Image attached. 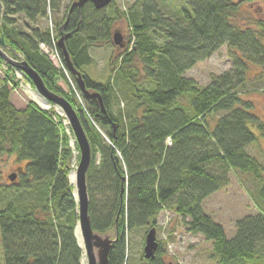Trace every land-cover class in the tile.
Returning <instances> with one entry per match:
<instances>
[{
  "label": "trees",
  "instance_id": "16d2710c",
  "mask_svg": "<svg viewBox=\"0 0 264 264\" xmlns=\"http://www.w3.org/2000/svg\"><path fill=\"white\" fill-rule=\"evenodd\" d=\"M174 3L165 8L163 2L167 16L156 0H137L130 14L113 3L110 13L87 4L61 14L59 0H0V39L5 53L15 61L20 55L50 91L78 112L92 150L87 184L93 229L116 235L109 264H125L127 235L155 228L164 210L181 217L191 234L211 242L221 264H254L264 258V163L248 147L264 137L263 113L252 97L261 95L264 108V20L240 24L237 0ZM16 16L30 22L29 31L16 27ZM121 17L129 21L133 40L124 49L113 43ZM47 19L53 29L39 26ZM61 37L87 89L101 94L107 113L96 99L82 98L81 106L59 85L67 79L65 70L75 81L57 47ZM41 45L56 47L65 70ZM104 46L117 51L110 63L112 80L100 84L83 68L92 63L90 48ZM223 46L231 71L213 76L206 87L185 76ZM0 68V155L15 157L23 167L21 192L0 211V264H82L70 181L74 135L54 110L34 102L16 108L10 88L18 86L16 69L1 57ZM119 99L128 103L126 112L113 109ZM235 172L256 182L258 213L237 222L235 236L228 238L203 203L226 189ZM164 254L159 244L155 259L145 264H167Z\"/></svg>",
  "mask_w": 264,
  "mask_h": 264
},
{
  "label": "rangeland",
  "instance_id": "374dc122",
  "mask_svg": "<svg viewBox=\"0 0 264 264\" xmlns=\"http://www.w3.org/2000/svg\"><path fill=\"white\" fill-rule=\"evenodd\" d=\"M76 0H59L61 7V14H64L66 10ZM137 0H114L113 4L123 13L130 14L131 10L135 6ZM159 6L162 8V12L168 16L169 11L165 8L174 6V2L180 0H156ZM166 4L164 8V4ZM241 3V14L238 17V22L243 25H248V19H260L264 20V0H237ZM108 13L112 12V8H107ZM18 21L16 27L29 31L30 25L24 16H16ZM40 27H49L53 29L51 20H42L39 22ZM126 41V47L129 48L133 44V40L130 38V27L127 18L121 17L118 19L117 27ZM126 48V49H127ZM42 51L45 53L43 48ZM125 49V50H126ZM8 54V50H5ZM117 48L112 46L104 47H91L90 55L92 57V63L83 68V71L90 76L96 82L100 84H106L111 81L110 75V63L111 59L115 57ZM51 59L54 64L63 68L61 61L55 58L56 52H50ZM118 54V53H117ZM10 55V54H9ZM13 57L12 55H10ZM14 58V57H13ZM19 61L22 58L18 57ZM232 70V60L229 57L227 46H223L210 58L201 61L195 65L194 68L187 71L185 76L187 78L195 80L199 86L206 87L211 83L213 76H219ZM4 69L0 68V77L4 78ZM67 79L61 81L59 85L67 93H72L77 103L81 106L84 105V100L80 99V92L78 87L71 78V75L65 71ZM15 81L18 83L16 88H11V102L18 109H24L29 103H36L43 110H54L57 114L64 117L57 107L47 103L36 91L34 85L29 79L20 71L15 70ZM261 84H249V86L257 87ZM252 97L258 99L257 110L259 113H263L264 108L262 105V96L254 93ZM262 102V103H261ZM113 109L122 110L126 112L128 103L125 99H119L118 103L114 102ZM65 119V117H64ZM64 126L71 131V128L65 119ZM72 132V131H71ZM76 142L74 136L72 137L71 146L74 150L73 159V171L79 164V150L76 149ZM248 152L255 156L261 163H264V137L258 139V141L248 147ZM99 158V157H98ZM21 163H19L15 157L0 155V211L4 209L12 200L16 194L21 192L18 185V172H21ZM71 172V173H72ZM17 174L16 180L12 183L9 180V176ZM74 173L71 174L70 180L73 181ZM256 182L248 175L233 173L231 175L230 185L217 193H214L208 197L204 203L203 208L205 213L210 215L215 222L221 224L226 232L228 238L235 236L237 222L248 216H255L258 213V209L253 201V195H256ZM8 191H5V190ZM20 190V191H19ZM9 195V196H8ZM157 229V241L164 248L165 254L163 258L167 264H221L217 258L213 256V245L203 235H194L188 231L187 226L184 224L181 217L177 216L169 210H164L159 218ZM150 229H139L132 231L126 237L127 243V258L125 264H145L147 261L144 259V246L146 234ZM112 237L115 232L112 230L109 232ZM80 238L79 234L77 233ZM260 253L264 257V246H260ZM84 258V257H83ZM85 264H87L86 257L84 258ZM146 261V262H145ZM264 264V258H260L254 264Z\"/></svg>",
  "mask_w": 264,
  "mask_h": 264
},
{
  "label": "water",
  "instance_id": "95a60500",
  "mask_svg": "<svg viewBox=\"0 0 264 264\" xmlns=\"http://www.w3.org/2000/svg\"><path fill=\"white\" fill-rule=\"evenodd\" d=\"M113 1L114 0H76L72 3L70 12H72L74 8L81 9L87 4H92L97 10H103L109 7ZM67 37H70V35H67ZM64 40L65 37H61L57 43V47L61 49L66 68L68 72L75 77L76 85L83 98L87 101L96 99L101 106L102 112L107 113L101 94L87 89L81 72L75 68L71 61L70 55L65 47ZM113 43L119 49H124L126 47L124 36L119 30L114 32ZM0 47H2V49L0 48V57L7 64L24 74L34 85L38 94L47 103L60 109L62 115L67 120L79 149V164L76 167V170L72 172L74 173L73 181L70 180L71 184L74 186V197L78 205L79 221L76 228V235L78 233L80 238L77 235V239L84 253V257L87 259V264H109V255L112 245L116 241V235L112 237L109 233L101 234L93 229L89 210L90 200L87 184V175L92 163V150L77 110L65 97L50 91L45 86L41 77L31 67H29L25 61H15L7 53H5L3 50L5 47L3 39H0ZM16 178L17 174L9 176V180L11 182L15 181ZM124 192L125 189H122V203ZM158 248L159 243L157 241V230L156 228H152L148 231L145 238L144 259L146 261L154 260Z\"/></svg>",
  "mask_w": 264,
  "mask_h": 264
},
{
  "label": "built area",
  "instance_id": "2783aa9c",
  "mask_svg": "<svg viewBox=\"0 0 264 264\" xmlns=\"http://www.w3.org/2000/svg\"><path fill=\"white\" fill-rule=\"evenodd\" d=\"M41 47H42L43 49L45 48L46 50H48V51H46V53H48L50 56H51V54L49 53V51H50V52L55 51V52H56L55 58L61 61L60 56H59V54H58V52H57L56 47H55V48H49V47H46L45 45H41ZM45 49H44V50H45ZM52 61H53V60H52ZM61 63H62V61H61ZM62 65H63V64H62Z\"/></svg>",
  "mask_w": 264,
  "mask_h": 264
},
{
  "label": "bare ground",
  "instance_id": "6f19581e",
  "mask_svg": "<svg viewBox=\"0 0 264 264\" xmlns=\"http://www.w3.org/2000/svg\"><path fill=\"white\" fill-rule=\"evenodd\" d=\"M85 258V257H84ZM84 258H83V260H82V264H85V260H84Z\"/></svg>",
  "mask_w": 264,
  "mask_h": 264
},
{
  "label": "flooded vegetation",
  "instance_id": "af4514ba",
  "mask_svg": "<svg viewBox=\"0 0 264 264\" xmlns=\"http://www.w3.org/2000/svg\"><path fill=\"white\" fill-rule=\"evenodd\" d=\"M22 171V170H21ZM21 172H18V174H20Z\"/></svg>",
  "mask_w": 264,
  "mask_h": 264
}]
</instances>
